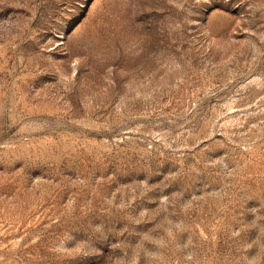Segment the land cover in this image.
I'll return each mask as SVG.
<instances>
[{
	"label": "rangeland",
	"instance_id": "374dc122",
	"mask_svg": "<svg viewBox=\"0 0 264 264\" xmlns=\"http://www.w3.org/2000/svg\"><path fill=\"white\" fill-rule=\"evenodd\" d=\"M0 264H264V0H0Z\"/></svg>",
	"mask_w": 264,
	"mask_h": 264
}]
</instances>
